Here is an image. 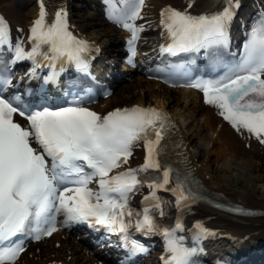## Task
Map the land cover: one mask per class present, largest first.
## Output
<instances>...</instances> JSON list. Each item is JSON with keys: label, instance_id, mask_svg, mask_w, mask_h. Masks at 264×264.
Masks as SVG:
<instances>
[{"label": "snow or ice", "instance_id": "obj_1", "mask_svg": "<svg viewBox=\"0 0 264 264\" xmlns=\"http://www.w3.org/2000/svg\"><path fill=\"white\" fill-rule=\"evenodd\" d=\"M106 2L115 9L116 0ZM122 2L128 8L117 17V22L132 33L129 40L132 45L142 29L130 21L139 17L144 0ZM228 4L211 16L194 17L173 9L162 12L165 18L161 22L174 39L173 47L184 50L191 45L221 42L225 26L233 16V0H228ZM46 15L41 4L39 16L30 29L34 46L25 52L18 45L16 59H34L41 45H48L51 59L66 58L86 70L84 54L90 46L69 31L66 11L56 12L50 23ZM8 35V27L0 17V43L7 41ZM173 47L168 51H173ZM188 86L202 90L205 102L219 108L220 115L238 131L246 130L264 143V17L250 33L241 62L229 74ZM17 113L29 122L26 127L14 121ZM165 120L164 114L154 108L117 109L101 117L78 104L56 110H22L0 97V264H15L24 251L20 237L34 236L40 240L56 231L55 213L59 212L65 213L68 221L88 222L123 234L133 253L146 249L131 239L130 228L159 232L165 237L169 254L162 258L165 264H195L197 248L186 246L184 237L177 236V232L183 231L181 223L177 222L174 228H161L149 208L142 213H133L128 208L129 194L141 184L137 173L162 168L155 156L160 151ZM141 140L147 150L142 168L109 177L114 168L127 162L133 144ZM33 142L39 147L34 148ZM85 167L91 172H86ZM171 171L164 168L162 183L157 180L148 185L153 192L145 199L155 201L153 208H160L155 190L169 184ZM97 177L99 191H93L89 184ZM177 190L178 205L198 198L187 192L179 179L172 191ZM134 215L135 224L130 219ZM196 227L205 232L201 224Z\"/></svg>", "mask_w": 264, "mask_h": 264}, {"label": "bare ground", "instance_id": "obj_2", "mask_svg": "<svg viewBox=\"0 0 264 264\" xmlns=\"http://www.w3.org/2000/svg\"><path fill=\"white\" fill-rule=\"evenodd\" d=\"M203 0H152L155 9L164 6L195 8ZM0 8L16 25L26 28L37 14L35 0H0ZM64 10L80 33H85L104 47V60L116 58L123 33L105 22L99 11L85 2L62 0L52 12ZM162 101L182 122L185 138L192 148L193 159L200 175L209 187L227 197L253 207L264 208V144L251 139L247 148L244 134L234 132L220 120L214 111L204 107L195 94L174 90L140 78L111 98L109 105L151 103ZM220 235L254 239L264 237V219L241 224L212 212H203ZM72 263L91 264L89 257L79 251V244L71 242ZM28 264H42L31 261Z\"/></svg>", "mask_w": 264, "mask_h": 264}]
</instances>
